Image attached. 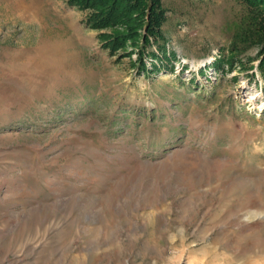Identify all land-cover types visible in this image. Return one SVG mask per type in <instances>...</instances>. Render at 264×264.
I'll return each instance as SVG.
<instances>
[{
    "label": "rangeland",
    "instance_id": "374dc122",
    "mask_svg": "<svg viewBox=\"0 0 264 264\" xmlns=\"http://www.w3.org/2000/svg\"><path fill=\"white\" fill-rule=\"evenodd\" d=\"M163 1L143 70L125 26L0 0V264H264V52L231 68L236 0Z\"/></svg>",
    "mask_w": 264,
    "mask_h": 264
},
{
    "label": "trees",
    "instance_id": "16d2710c",
    "mask_svg": "<svg viewBox=\"0 0 264 264\" xmlns=\"http://www.w3.org/2000/svg\"><path fill=\"white\" fill-rule=\"evenodd\" d=\"M236 1L241 6L243 22L242 26H237L233 33L232 55L229 58L231 68L235 51L239 50L241 41H243L242 50L247 45L256 44L261 46L260 51L264 52V13L261 8L263 0ZM70 2L88 11L87 23L96 29L125 26L127 34L131 35L126 40L131 39L135 42L140 51L141 68L147 70V63L143 60L146 50L151 43H159V40L163 39V25L167 20V10L163 0H70ZM102 36L105 35L101 34ZM118 37L116 33L110 35L105 46L112 50L118 47ZM159 47L161 48L162 45L159 44ZM263 63L264 59L261 63L262 69H264Z\"/></svg>",
    "mask_w": 264,
    "mask_h": 264
}]
</instances>
